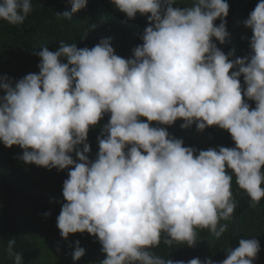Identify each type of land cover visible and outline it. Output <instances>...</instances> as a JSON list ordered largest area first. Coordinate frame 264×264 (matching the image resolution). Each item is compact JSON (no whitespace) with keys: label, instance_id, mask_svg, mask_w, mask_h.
Wrapping results in <instances>:
<instances>
[{"label":"clouds","instance_id":"obj_1","mask_svg":"<svg viewBox=\"0 0 264 264\" xmlns=\"http://www.w3.org/2000/svg\"><path fill=\"white\" fill-rule=\"evenodd\" d=\"M68 2L71 12L58 15L70 20L87 0ZM111 3L128 19L147 14L149 26L132 57L114 54L110 38L91 49L63 41L54 52L40 48L38 74L14 85L0 77V143L19 146L26 164L58 171L72 166L56 226L64 239L95 236L105 255L100 264H253L260 251L255 238L239 239L219 262L173 261L150 250L162 237L170 247H194L197 229L219 239L227 228L220 221H230L236 209L233 176L252 206L264 198V0L243 21L252 32L250 53L234 60L213 42L224 44L229 36L226 0H193L189 7H173L174 0ZM32 10L30 0H0V20L11 25L22 24ZM105 114L110 118L90 161L89 127ZM177 119L182 129L226 130L235 146L198 151L166 128L150 126ZM74 243L76 261L84 249ZM14 244L8 240L7 252L22 264Z\"/></svg>","mask_w":264,"mask_h":264},{"label":"trees","instance_id":"obj_2","mask_svg":"<svg viewBox=\"0 0 264 264\" xmlns=\"http://www.w3.org/2000/svg\"><path fill=\"white\" fill-rule=\"evenodd\" d=\"M32 11L24 22L11 25L0 20V77H7L13 85L30 73H39L40 58L36 55L40 48L47 47L56 51L60 41L76 44L78 48L91 49L103 38H110L114 54L129 59L132 50L142 44L141 36L149 26L146 15L139 13L133 19L116 9L111 0H87L86 6L71 15L70 20L58 14L71 12L68 0H30ZM229 11L226 30L229 36L224 44L213 38L217 48L226 55H233L230 60L248 56L251 29L244 26L259 0H226ZM193 0H174L173 7H189ZM220 19L214 21L219 25ZM95 25L92 30L88 27ZM88 30V31H87ZM87 31V32H86ZM86 32V33H85ZM62 63L66 60L61 58ZM232 70H230L231 72ZM242 89L246 87L243 76L239 78ZM4 95L0 91V96ZM250 109L255 102L245 98ZM109 114L90 126L86 143L89 152L86 154L94 161L99 151L97 137L101 136ZM141 121L147 122L141 117ZM183 120L177 119L173 125L150 126L164 127L170 136L181 139L183 146L199 150L218 147H234L230 134L216 126L197 131L195 124L182 129ZM101 138H103L101 136ZM83 150V145L78 146ZM23 150L19 146L5 147L0 143V264H14V258L7 252L8 240H14L13 251L20 253L22 264H100L105 258L101 245L95 236L87 232L69 234L67 239L60 236L56 218L65 202L62 196L63 181L68 178L72 166L63 170L48 169L26 164L20 157ZM73 160L79 162L75 151ZM231 191L236 209L226 231L219 239L213 237L207 229H197V242L194 247L184 244L168 246L163 242L151 249L154 254L165 259L184 260L192 258H210L219 262L226 258L227 251L238 245L241 238H255L259 241L260 251L253 264H264V198L252 206L246 193L239 189L233 176ZM47 213V215H45ZM84 249V255L76 261L72 259L75 241Z\"/></svg>","mask_w":264,"mask_h":264}]
</instances>
